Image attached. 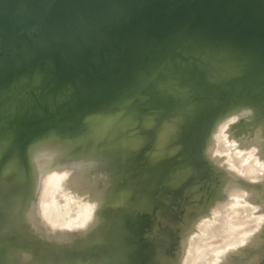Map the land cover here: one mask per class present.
I'll return each mask as SVG.
<instances>
[{
	"label": "rangeland",
	"instance_id": "374dc122",
	"mask_svg": "<svg viewBox=\"0 0 264 264\" xmlns=\"http://www.w3.org/2000/svg\"><path fill=\"white\" fill-rule=\"evenodd\" d=\"M241 2L264 14V4ZM149 57L127 74L126 84L109 86L98 97L91 84L81 98L77 89L26 82L0 96V190H21L20 200L12 195L19 202L16 212L17 205L0 198V225L9 222L8 229L25 241L32 234L15 243L0 227V241L8 243L3 257H11V245L26 250L20 264L48 263L47 257L55 264H114L119 257L115 264H124L127 249L110 230L129 210L145 220L134 264H207L210 258L208 264H264V44L250 43L247 33L223 40L185 24ZM86 77L93 80L95 73ZM109 79L107 74L101 82ZM195 140L201 144L193 145ZM25 181L30 184L21 186ZM138 201L144 210L131 208ZM6 206L14 208L11 213ZM42 238L48 240L43 248L37 243ZM199 243L204 251L194 253ZM96 244L106 247V255L94 252ZM192 254L200 257L190 261Z\"/></svg>",
	"mask_w": 264,
	"mask_h": 264
},
{
	"label": "water",
	"instance_id": "95a60500",
	"mask_svg": "<svg viewBox=\"0 0 264 264\" xmlns=\"http://www.w3.org/2000/svg\"><path fill=\"white\" fill-rule=\"evenodd\" d=\"M131 1L0 0V96L20 82L41 84L48 90L77 89L81 98L91 84L94 96H101L107 87L120 85L173 29L185 24L223 40L239 39L247 33L250 43L264 44V14L255 6H244L241 0H141L126 8ZM253 1L264 4V0ZM161 7L165 12H158ZM228 10L240 21L237 30L224 25ZM90 72L95 73V79L86 77ZM107 74L109 84L102 83ZM28 184L25 181L21 186ZM129 215L131 219L139 216L127 210L116 221L118 229L115 225L110 230L112 235L119 234L120 245L127 249L123 250L124 264H134L138 253L135 239L142 230L131 224ZM141 219L136 222L143 228ZM14 233H8L7 238L16 239L15 243L24 241ZM141 242L142 248L146 244ZM6 245L0 241V260L14 264L3 257ZM106 251L97 244L94 248L99 256Z\"/></svg>",
	"mask_w": 264,
	"mask_h": 264
},
{
	"label": "bare ground",
	"instance_id": "6f19581e",
	"mask_svg": "<svg viewBox=\"0 0 264 264\" xmlns=\"http://www.w3.org/2000/svg\"><path fill=\"white\" fill-rule=\"evenodd\" d=\"M136 1H141V0H132V1H131L132 4L129 3L128 6L126 5V8H131V6L133 5V3L136 2ZM146 1H147V0H146ZM148 1H151V2H152V1H154V2L156 1V2H158V0H148ZM126 8H125V9H126ZM158 10H159V12H160V11H164V12H165V8H163V7L159 8ZM123 12L125 13V10H123ZM162 13H163V12H162ZM224 18H226V19L224 20V25H226V27H229V26H230V27H229L230 29H236V30H237V28L240 27V21H237V20L235 19V17L232 16L231 13H229L228 11L226 12ZM232 19H234V20H232ZM231 21H232L233 24H231ZM163 41H164V40H163ZM157 50H158V49H157ZM153 52H154V51H153ZM152 56H153V54H152ZM148 57H149V55H148ZM188 57H189V56H188ZM149 58H151V57H149ZM145 59H146V58H145ZM193 73H194V72H193ZM128 75H129V74H128ZM127 77H128V76H127ZM127 77H126V78H127ZM128 78H129V77H128ZM88 79H89V78H88ZM137 79H138V78H137ZM109 80H110V79H109ZM138 80H139V79H138ZM123 82H124V81H123ZM126 82H128V80H127ZM137 82H138V81H137ZM107 83H108V82H107ZM122 84H123V83H121V85H122ZM124 84H126V83L124 82ZM254 84H255V83H254ZM134 85H135V84H134ZM255 85H256V84H255ZM122 86H123V85H122ZM124 86H125V85H124ZM256 86H257V85H256ZM119 87H121V86H119ZM122 89H123V88H122ZM212 92H213V91H212ZM213 93H215V92H213ZM169 94H170V93H169ZM157 95H158V94H157ZM154 97H155V96H154ZM167 97H168V96H167ZM171 97H172V96H171ZM100 98H101V97H100ZM94 99H95V98H94ZM94 99H93V100H94ZM101 99H102V98H101ZM239 99H240V98H239ZM102 100H103V99H102ZM37 101H38V100H37ZM182 101H183V100H182ZM207 101H208V100H207ZM211 101H212V100H211ZM227 101H228V100H227ZM235 101H236V100H235ZM133 103H134V102H133ZM186 103H187V102H186ZM221 103H222V102H221ZM169 104H170V103H169ZM182 104H184V103H182ZM208 104H209V102H208ZM40 105H41V104H40ZM184 105H185V104H184ZM187 105H188V104H187ZM196 105H198V104H196ZM205 105H206V103H205ZM185 106H186V105H185ZM199 106H200V105H199ZM189 107H190V106H189ZM225 109H226V108H225ZM185 110H186V109H185ZM198 111H199V110H198ZM213 112H214V111H213ZM86 114H87V112H86ZM195 114H197V113H195ZM213 114H214V113H213ZM210 115H211V114H210ZM212 117H213V115H212ZM206 120H207V119H206ZM212 120H213V119H212ZM201 122H202V121H201ZM203 123H204V122H203ZM79 124H80V123H79ZM79 124H78V125H79ZM85 124H86V123H85ZM195 124H196V123H195ZM187 125H188V124H187ZM204 125H205L206 128H207V125H208V124H207V125L204 124ZM76 126H77V125H76ZM193 126H194V125H193ZM201 127H204V126H201ZM211 127H212V125H211ZM191 128H192V127H191ZM191 128H189V132H188V133L191 132L190 134H191V136H192V134L194 133V132H192V131H194V130H190ZM195 129H197V128L195 127ZM199 129H201V128H199ZM220 129H221V128H220ZM201 131H203V129H201ZM201 131H199L200 134H201ZM72 132H73V131H72ZM184 132H185V131H184ZM199 132H198V133H199ZM68 133H69V132H68ZM68 133H66V134H68ZM70 133H71V132H70ZM74 133H75V132H74ZM195 133H196V132H195ZM198 133H197V135L199 136V138H201V136L203 137V134L205 133V130H204V132L202 133L201 136H200V134H198ZM259 133H260V132H259ZM190 134H189L188 136H190ZM254 134H255V133H254ZM60 135H61V134H60ZM28 136H29V135H28ZM46 136H47V135H46ZM185 136H186V135H185ZM191 136H190V137H191ZM204 136H206V134H204ZM217 137H218V136H216V138H217ZM222 137H224V136H222ZM186 138H187V137H186ZM195 138H198V137L196 136ZM184 139H185V138H184ZM187 139H191V138H187ZM192 139H193V137H192ZM192 139H191V140H192ZM202 139H204V138H201V140L198 139V141H203ZM220 139H221V138H219V139H217V140H220ZM185 141H186V140H185ZM193 141H194V140H193ZM196 141H197V140H195V142H196ZM190 142H191V141H190ZM204 142H205V141H204ZM219 142H220V141H219ZM223 142H224V139H223ZM223 142H222V143L220 142V143L223 145V144H224ZM187 143H188V142H187ZM191 143H192V142H191ZM191 143H190V144H191ZM197 143H198V144H201V142H196V144L194 143L193 145H196V146H197ZM9 144H10V143H9ZM21 145H22V144H21ZM184 145H186V144H184ZM189 146H190V145H189ZM196 146H195V147H196ZM227 146H228V145H226L225 147H227ZM187 147H188V146H187ZM187 147H186V150H187ZM192 148L194 149V147H192ZM227 148H230V147L228 146ZM227 148L225 149L226 151H227ZM22 149H23V148H22ZM196 149H197V148H196ZM223 149H224V148H223ZM231 149H232V148H231ZM18 150L20 151V149H18ZM34 150H35V149H34ZM34 150H33V151H34ZM228 150H229V149H228ZM251 151H252V150H251ZM11 152H12V151H11ZM35 152H36V150H35ZM186 152H188V151H186ZM199 152H200V151H199ZM33 153H34V152H33ZM184 153H185V152H184ZM189 153H190V152H189ZM195 153H196V152H195ZM35 154H36V153H35ZM186 154H187V153H186ZM200 154H201V153H200ZM65 155H66V154H65ZM48 156H49V155H48ZM194 156H195V155H194ZM197 156H198V155H197ZM32 157H33V156H32ZM44 157H45V156H44ZM200 157H201V156H200ZM241 158H242V157H241ZM241 158H240V159H241ZM37 159H38V158H37ZM37 159H36V160H37ZM43 159L45 160L46 158H43ZM49 159H50V158H49ZM49 159H48V160H49ZM183 159H184V157H183ZM185 159H186V158H185ZM230 159H231V161H232V158H230ZM243 159H244V158H243ZM237 160H238V159H237ZM237 160H236V161H237ZM27 161H28V160H27ZM45 161H47V160H45ZM228 161H229V160H228ZM240 161H241V160H240ZM244 161H245V160H244ZM43 162H44V161H42V163H43ZM36 163H37V161H36ZM42 163H41V164H42ZM46 163H47V162H46ZM170 163L172 164V162H170ZM239 163H240V162H238V164H239ZM246 163H247V162H246ZM44 164H45V163H44ZM173 164H176V163L173 162ZM173 164H172V165H173ZM247 164H248V163H247ZM249 164H250V163H249ZM249 164H248V165H249ZM251 164H252V162H251ZM253 164H254V163H253ZM240 165H241V164H240ZM240 165H239V166H240ZM44 166H45V165H44ZM241 166H242V165H241ZM241 166H240V167H241ZM251 166H252V165H251ZM255 166H256V165H255ZM39 167H40V166H39ZM240 167H239V168H240ZM245 167H246V166H245ZM258 167H259V166H257L256 169H257ZM160 168H161V167H160ZM163 168H164V167H163ZM167 168H168V166H167ZM247 168H248V167H247ZM40 169H41V168H40ZM249 169H252V170H253V167H252V168L249 167ZM160 170H161V169H160ZM252 170H251V171H252ZM40 171H41V170H40ZM40 171H38V173H39ZM167 171H168V170H167ZM246 171H247V170H246ZM159 172H160V171H159ZM159 172H158V173H159ZM243 172H244V171H243ZM252 172H255V171H252ZM258 172H259V171H258ZM40 173H41V172H40ZM256 173H257V172H256ZM164 174H165V173H164ZM244 174H245V173H244ZM244 174H243V175H244ZM158 175H159V174H158ZM252 175H253V174H252ZM244 176H245V175H244ZM248 176H250V175H248ZM257 176H258V174H257ZM162 178H163V177H162ZM162 178H161V179H162ZM245 178H246V176H245ZM37 179H38V178H37ZM161 179H160V182L163 181V180H161ZM1 183L3 184V182H0V184H1ZM12 183H13V182H12ZM14 183H15V182H14ZM158 183H159V182H158ZM2 184H1V185H2ZM5 184H6V183H5ZM5 184H4V187H5ZM7 184H9V183H7ZM156 184H157V183H156ZM1 185H0V187H1V189H2V186H3V185H2V186H1ZM10 185H11V184H10ZM16 185H17V184H16ZM16 185L14 184V186H16ZM9 187H10V186H9ZM11 187H12V189H13V186H11ZM11 187H10V188H11ZM6 188H7V187H6ZM10 188H9V189H10ZM16 188L18 189L17 186H16ZM9 189H7V190H6V189L3 190V191H5L4 193H3V191L0 190V191H1V192H0V198L2 199V197H4V195H5L7 198H4V204H7V203H8V200H10V202L13 204V206H12L11 203H10V205H11L12 207H16L15 205H17V207H18V204H17V203H19V202L17 201V199L20 198V196H19L20 194H19V193H20L21 191H20V190H19V191H16V194H15V192H12V193H13L12 195L15 194V195L17 196V197L15 196V197L17 198V199H16L15 197H13V196L11 195V193H10L11 191L7 192ZM17 189H16V190H17ZM14 191H15V190H14ZM6 192H7V193H6ZM17 194H18V195H17ZM11 196H12V197H11ZM18 196H19V197H18ZM8 198H9V199H8ZM10 198H11V199H10ZM13 198H15L14 200H16V201H13ZM6 199H8V200L6 201ZM19 200H20V199H19ZM1 201H3V199H2ZM5 202H6V203H5ZM16 202H17V203H16ZM0 203H2V202H0ZM14 204H15V205H14ZM10 205H8V206H10ZM12 207H10V208L8 207V209H7V206H6V211L8 210V212H9V211L11 210ZM17 207H16V208H17ZM131 208H133L135 211L144 210V208H145V204H144V202H142V201H138L137 203L135 202L134 204H132V205H131ZM12 209H14V208H12ZM223 209H224V208H223ZM236 209H237V208H236ZM15 210H16V209H14V211H15ZM230 210H232V209H230ZM14 211H13V212H14ZM240 211H241V210H240ZM2 212H3V210H2ZM15 212H16V211H15ZM218 212H219V211H218ZM232 212H233V211H231V213H232ZM9 213H11V211H10ZM9 213H8V214H9ZM140 213H141V212H140ZM226 213H227V212H226ZM226 213L223 214V215L226 216ZM234 213H235V212H234ZM1 214L3 215V213H1ZM4 214H5V213H4ZM8 214L6 213L5 216L8 215ZM15 214H16V213H14V215H15ZM228 214H229V212H228ZM238 214H239V213H238ZM2 215H1V216H2ZM234 215H237V214H234ZM3 216H4V215H3ZM10 216H11V214H10ZM12 216H13V215H12ZM224 216H223V217H224ZM232 216H233V215H232ZM14 217H15V216L10 217L11 220H14ZM226 217H227V216H226ZM229 217H231V216H229ZM237 217H238V216H237ZM8 218H9V215H8ZM10 218H9V220H10ZM12 218H13V219H12ZM238 219H239V218H238ZM0 220H1V219H0ZM5 220H6V219H5ZM5 220H4V222H6ZM9 220H8V221H9ZM127 220H128V219H127ZM127 220H126V221H127ZM134 220H135V219H131V221H130V222H132L131 224H133L134 226H139V227L141 226V227H142V224L138 223L139 221L136 222V220H135V221H134ZM226 220H227V219H226ZM231 220H232V219H231ZM231 220H230V221H231ZM245 220H246V218L244 219V222H245ZM15 221H17V219H16ZM15 221H13V222H15ZM102 221H103V219L101 220V222H102ZM142 221H143V220H142ZM144 221H145V220H144ZM228 221H229V218H228ZM233 221H234V218H233ZM239 221H240V220H239ZM246 221H247V220H246ZM10 222H11V221H10ZM114 222H115V221H114ZM128 222H129V221H128ZM206 222H207V221H206ZM206 222H205V223H206ZM221 222H222V221H221ZM225 222H226V221H224L223 223H225ZM240 222H241V221H240ZM242 222H243V221H242ZM2 223H3V221H2ZM11 223H12V222H11ZM205 223H204V224H205ZM217 223H218V222H217ZM228 223H229V222H228ZM4 224H5V223H4ZM8 224H9V222H8ZM8 224H5V227L2 226V225H0V227H4L5 230H6V229L9 230V231H8V233H9L10 231L13 230V227H12V229H10V228L8 229V227H7ZM14 224H15V223H14ZM110 224H112V223H110ZM229 224H230V223H229ZM246 224H247V222H246L245 224H243V225H246ZM6 225H7V226H6ZM12 225H13V223H12ZM12 225H11V226H12ZM15 225H16V224H15ZM101 225H103V227H106V226L108 227L109 224H108V225L106 224V226H105L103 223H101ZM113 225H114V224H113ZM210 225H212V223H211ZM240 225H242V223H241ZM240 225H239V226H240ZM11 226L9 225V227H11ZM13 226H14V225H13ZM109 226H111V225H109ZM114 226H115V225H114ZM202 226H203V225H201V227H202ZM212 226H213V225H212ZM226 226L230 229V227H229L228 224H227ZM233 226H234V225H233ZM235 226H236V225H235ZM100 227L102 228V226H100ZM107 227H106V228H107ZM141 227H140V228H141ZM201 227H200V228H201ZM206 227H207V226H206ZM206 227L203 226V229L206 228ZM221 227H222V226H221ZM223 227H225V226L223 225ZM241 227H242V226H241ZM246 227H247V226H246ZM246 227H245V228H246ZM26 228H27V227H26ZM110 228H111V227H110ZM207 228H208V227H207ZM242 228H244V226H243ZM242 228L240 229V228L238 227V231H239V229L243 231L244 229H242ZM0 229H3V228H0ZM14 229H15V228H14ZM20 229H21L20 231L23 232L24 229H23V230H22V228H20ZM103 229H104V228H103ZM107 229H108V228H107ZM117 229H118V226H117ZM233 229H235V228H233ZM199 230H200V229H199ZM201 230H202V229H201ZM224 230H225V229H224ZM224 230H223V231H224ZM1 231L4 232V230H1ZM26 231H27V230H26ZM118 231H119V230H118ZM202 231H203V230H202ZM206 231H207V229H206ZM206 231L204 230V232H206ZM225 231H227V230H225ZM233 231H234V230H233ZM220 232H221V231H220ZM234 232H235V231H234ZM23 233H25V232H23ZM211 233H214V232L212 231ZM215 233H216V232H215ZM217 233H218V232H217ZM217 233H216V235H217ZM222 233H223V232H222ZM225 233H226V232H225ZM228 233H229V232H228ZM238 233H239V232H238ZM5 234H7V232H5ZM5 234H4V235H5ZM219 234H220V233H219ZM229 234H231V233H229ZM229 234H228V235H229ZM234 234H235V233H234ZM31 235H32V234H31ZM31 235H30V236H31ZM221 235H223V234H221ZM232 235H233V234H232ZM0 236H1V235H0ZM22 236H23V235H22ZM25 236H26V235H25ZM30 236H26L27 238L25 237V238H26V241L28 240V237H30ZM217 236H219V235H217ZM31 237H32V236H31ZM31 237H30L29 239H31ZM234 237H235V236H234ZM33 238H37V237H33ZM42 239H43V238H42ZM97 239H98V241H99V238H97ZM97 239H94L93 241H95V242L97 243ZM117 239H118V238H117ZM211 239H212V238H211ZM211 239H210V240H211ZM227 239H228V238H227ZM34 240H35V239H34ZM34 240H33V242H34ZM212 240H213V239H212ZM214 240H215V239H214ZM234 240H235V239H234ZM15 241H16V240H15ZM24 241H25V240H24ZM26 241H25V242H26ZM117 241H118V240H117ZM229 241H230V239H229ZM232 241H233V239H232ZM31 242H32V240H31ZM33 242H32V244H33ZM44 242H48V240L45 238V240L43 239V240H41V241H39V242H37V243H38V245H39L40 247H42L41 245H42V243H44ZM207 242H209V241H207ZM207 242L205 243L206 245H207ZM11 243H12V241H11ZM11 243H10V244H11ZM13 243H14V242H13ZM13 243H12V244H13ZM114 243H115V242H114ZM118 243H119V242H118ZM197 243H198V242H197ZM201 243H202V245H204V244H203V241H201ZM201 243H199V247H196V249L194 248V249H195L194 253L196 252L197 248L203 250L202 247L200 248V244H201ZM232 243H233V242H232ZM14 244H15V243H14ZM44 244L46 245V243H44ZM44 244H43V245H44ZM52 244L54 245V243H52ZM97 244H98V243H97ZM100 244H101V243H100ZM112 244H113V243H112ZM115 244H116V243H115ZM213 244H215V243H213ZM30 245H31V244H30ZM57 245H58V244H57ZM57 245H56V246H57ZM59 245H60V244H59ZM63 245H64V244H63ZM65 245H67V244H65ZM65 245H64V247H65ZM70 245H71V244H69V246H70ZM113 245H114V244H113ZM193 245H197V244L194 243ZM208 245H209V244H208ZM208 245L206 246V248L208 247ZM210 245H212V244H210ZM12 246H13V245H12ZM46 246H47V245H46ZM13 247H14V246H13ZM44 247H45V246H44ZM48 247H49V246H48ZM110 247H111V246H110ZM115 247H116V246H115ZM192 247H193V246H192ZM203 247H205V246H203ZM210 247H212V246H210ZM42 248H43V247H42ZM58 248H59V246L56 247V249H58ZM65 248H67V246H66ZM70 248H72V246H71ZM46 249H47V248H46ZM52 249H53V248H52ZM60 249H61V246H60ZM62 249H63V248H62ZM116 249H117V247H116ZM190 249H193V248H190ZM194 249H193V250H194ZM204 249H205V248H204ZM40 250H41V249H40ZM48 250H49V248H48ZM53 250H54V249H53ZM53 250H52L51 252H53ZM70 250H71V249H70ZM43 251L46 252L45 249H44ZM55 251H57V250H55ZM55 251H54V252H55ZM60 251H61V250H60ZM66 251H67V250H66ZM112 251H113V250H112ZM203 251H204V250H203ZM203 251H202V253H203ZM211 251H212V249H209L208 252L210 253ZM7 252H8L7 254H8V255L10 254V256H11V257H10V256H7V257H10V258L14 261V264H15V261H17V260H19V261H17V263L20 264V263H21L20 260H22V258L25 256V252H26V250H24V249L19 250V249H17L16 247L11 248V245H10V249L8 248V251H7ZM48 252H50V251H47V253H48ZM62 252H63V251H61V253H62ZM64 252H65V251H64ZM114 252H115V251H114ZM116 252H117V251H116ZM192 252H193V251H192ZM192 252H191V253H192ZM4 253H5V252H4ZM42 253H43V252L40 251V255H41V256H40V257H41L40 259H42L41 262L43 263V262H44L43 258H46V257H44V254H42ZM47 253H46V254H47ZM65 253H66V252H65ZM68 253H69V252H68ZM122 253H123V252H122ZM197 253H198V251H197ZM204 253L206 254L207 251H205ZM209 253H208V254H209ZM215 253H216V252H215ZM215 253H213V254H215ZM55 254H56V253H55ZM69 254H70V253H69ZM47 255H48V254H47ZM61 255H62V254H61ZM63 255H65V254L63 253ZM63 255H62V257H63ZM119 255H121V254H119ZM123 255H124V254H123ZM195 255L198 256L199 254H198V255H197V254H194V255L192 254L193 258L191 257V258H190V259H191L190 261H192V260L194 259V257H196ZM5 256H6V255H5ZM190 256H191V255L189 254V257H190ZM201 256L204 257V254L201 255ZM205 256H206V255H205ZM209 256H211V254H209ZM54 257H56V256L54 255ZM64 257H66V258H61V259H59V260H61L60 262H62V259H67L68 255H67V256H64ZM116 257H117V256H116ZM189 257H188V258H189ZM199 257H200V255L197 257V259H198ZM211 257H212V256H211ZM4 258H6V257H4ZM10 258H7V259H10ZM47 258H49V260H50V258H52V257H47ZM47 258H46V259H47ZM114 258H115V257H114ZM117 258H119V257H117ZM117 258H116V259H117ZM201 258H202V257H201ZM214 258H215V257H214ZM11 259H10V261H11ZM53 259H54V258H53ZM55 259H56V258H55ZM110 259H111V258H110ZM112 259H113V258H112ZM112 259H111L110 262H112ZM116 259H115V261H114L115 263H116L117 261H119V260H116ZM119 259H121V258H119ZM207 259H208V257H207ZM49 260H48V263L45 262L44 264H55V263H53L52 260H50V262H49ZM139 260H140V259H139ZM141 260H142V258H141ZM187 260H188V259H187ZM187 260H186V261H187ZM201 260H202V259H200V261H201ZM51 261H52V262H51ZM54 261H55V260H54ZM56 261H58V260H56ZM142 261H143V260H142ZM145 261H147V260H145ZM197 261H198V260H197ZM200 261H198V262H200ZM207 261H208V260H207ZM209 261H212L211 258L209 259ZM209 261H208V263H209ZM213 261H214V259H213ZM58 262H59V261H58ZM122 262H123V261H121V263H122ZM143 262H144V261H143ZM193 262H194V260H193ZM201 262H203V261H201ZM201 262H200V263H201ZM112 263H113V262H112ZM145 263H146V262H145ZM145 263H143V264H145ZM186 263H190V262H186ZM200 263H199V264H200ZM208 263H207V264H208ZM0 264H2V262H1ZM64 264H66V263H64ZM67 264H69V263H67ZM138 264H139V263H138ZM191 264H193V263L191 262ZM194 264H195V263H194ZM211 264H212V262H211Z\"/></svg>",
	"mask_w": 264,
	"mask_h": 264
},
{
	"label": "snow or ice",
	"instance_id": "6c2138e0",
	"mask_svg": "<svg viewBox=\"0 0 264 264\" xmlns=\"http://www.w3.org/2000/svg\"><path fill=\"white\" fill-rule=\"evenodd\" d=\"M261 125L264 126V121L261 122ZM204 157H205V158H204V162H205V163H209V161H208V156H207V153H206V152L204 153ZM209 166H210V164H209Z\"/></svg>",
	"mask_w": 264,
	"mask_h": 264
}]
</instances>
